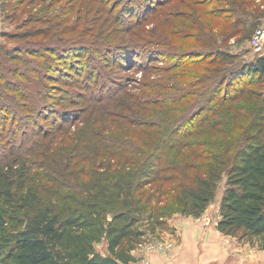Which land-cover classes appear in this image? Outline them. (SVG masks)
Segmentation results:
<instances>
[{
	"label": "trees",
	"instance_id": "obj_1",
	"mask_svg": "<svg viewBox=\"0 0 264 264\" xmlns=\"http://www.w3.org/2000/svg\"><path fill=\"white\" fill-rule=\"evenodd\" d=\"M115 1L116 41L43 37L0 53V137L21 124L33 146L53 143L73 118L83 140L68 136L65 160L90 163L55 202L25 157L0 163V264H129L173 214L200 217L223 179L217 230L264 251V55L237 62L223 46L250 39L263 12L255 0ZM127 70L142 72L136 90Z\"/></svg>",
	"mask_w": 264,
	"mask_h": 264
},
{
	"label": "rangeland",
	"instance_id": "obj_2",
	"mask_svg": "<svg viewBox=\"0 0 264 264\" xmlns=\"http://www.w3.org/2000/svg\"><path fill=\"white\" fill-rule=\"evenodd\" d=\"M255 5L260 12H263L260 22L255 28L257 29L260 26H264V0H255ZM120 7L121 5H118L115 0H0V53L5 50L12 51L19 46H30L34 41H42L43 37L53 43L94 42L97 39L109 42L116 41L119 38L114 36L115 30L113 29L119 27L115 20V13ZM37 30H41L42 34L36 37H24L26 33ZM249 41L250 39L237 41L233 38L228 44L226 43L223 46H229V50L236 56L237 62L249 61L254 57L264 55V50L254 52L250 47ZM152 48L153 46H149V50ZM142 53L145 52L143 51ZM157 66H162L161 62ZM118 75V77L125 80L127 87H132L133 90H136L142 77V72L140 70H137V72L127 70L126 72H119ZM52 85L53 82L48 84L47 94L54 89ZM56 92L58 91L56 90ZM48 103L54 105L55 101ZM50 107H59L58 110L68 109L63 104ZM37 123L40 128L49 129L47 122L38 120ZM65 125L67 128L66 134L65 132L57 133L55 142H42L39 144L40 146L31 144L33 137L30 133L28 134L27 130L21 129V124L16 126L7 125L4 130V136L0 137V163L11 160L13 156L25 157L30 161L31 164L27 165L29 168L28 179L33 181L35 187L41 189L39 192L44 201L52 200L55 202L53 199L58 195L59 191L65 193L71 192L72 189L83 187L85 177L78 176L77 169L80 167L79 170L83 171L90 167L89 158L79 157L78 154L72 155L67 164L65 154L67 149L73 146L67 140L68 136L72 138V142L75 141V137L80 138L77 129L82 128L84 124L72 118ZM117 129L105 130L103 134L119 133ZM23 130L26 131L25 134H22ZM80 139L83 140V138ZM46 142H50V138ZM223 183L224 179L219 184L215 201L208 206L200 217L196 218L204 227H216L217 225L219 200L223 190ZM185 216L188 217V215L177 212L169 217L166 220V228L164 229L165 232L169 231L168 236H162L167 237L168 241L162 237L155 240V242L161 241L171 244L170 247L163 249V255L166 257L171 255L174 248L172 241L176 234L173 233V230L178 229L177 227L180 226L182 218ZM147 238L150 241H154L153 238L155 237L148 236ZM229 239H236L235 241L237 242L249 245L244 241H239L237 238L229 237ZM97 249L104 252L105 245L101 243L97 245Z\"/></svg>",
	"mask_w": 264,
	"mask_h": 264
},
{
	"label": "crops",
	"instance_id": "obj_3",
	"mask_svg": "<svg viewBox=\"0 0 264 264\" xmlns=\"http://www.w3.org/2000/svg\"><path fill=\"white\" fill-rule=\"evenodd\" d=\"M177 228L173 230L176 235L169 257L159 251H149L144 259L150 264H264V251L229 239L216 227H204L196 218L183 217ZM168 232L161 231L155 240L168 236ZM162 238L168 241L167 237ZM132 254L135 261L129 264L140 262L141 253L135 249Z\"/></svg>",
	"mask_w": 264,
	"mask_h": 264
},
{
	"label": "built area",
	"instance_id": "obj_4",
	"mask_svg": "<svg viewBox=\"0 0 264 264\" xmlns=\"http://www.w3.org/2000/svg\"><path fill=\"white\" fill-rule=\"evenodd\" d=\"M249 42H250L249 43L250 47L254 52H260L264 50V26H260L254 30ZM153 239L154 241L153 240L150 241L148 240V238H146L144 242L140 243L137 246L136 251L141 253L139 264H150L147 259H144L145 254L147 252L159 251L163 253V249L171 246L170 243L167 244L161 241L155 242V238Z\"/></svg>",
	"mask_w": 264,
	"mask_h": 264
}]
</instances>
